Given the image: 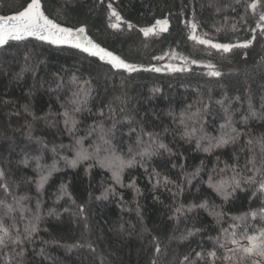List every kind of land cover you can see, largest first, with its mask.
<instances>
[{
  "label": "trees",
  "instance_id": "16d2710c",
  "mask_svg": "<svg viewBox=\"0 0 264 264\" xmlns=\"http://www.w3.org/2000/svg\"><path fill=\"white\" fill-rule=\"evenodd\" d=\"M26 2L0 0V13L17 11ZM41 2L49 17L65 25L84 26L93 40L137 64L139 70L115 69L81 49L33 37L0 46V170L5 173L0 184L8 185L7 192L0 188V200L12 209L0 205V217L15 225L11 236L14 239L19 234L22 241L12 244L8 240L7 247L0 245V264H182L190 252L211 250L220 228H229L233 217L247 214L243 223L255 229L264 227V219L250 215L264 208V195L254 196V187L242 183L225 201L208 184L210 174L214 175L213 183L233 175L231 170L215 172L217 168L232 163L243 166L247 158L256 156L259 161L261 156L259 145H249L248 141L264 136V31L257 27L264 24L259 20L264 0H259L255 11L249 7L253 0ZM109 3L122 17L119 29L110 27L117 21L109 18ZM165 17L169 21L167 32L146 37L140 31ZM128 23L133 25L131 29ZM191 23L197 24V36L215 43L249 40L252 29L256 39L246 49L225 53L191 40ZM181 56L188 58L187 64ZM193 59L200 63L191 64ZM169 63L191 71H168L165 66ZM207 63L214 64L221 76H208L209 69L203 67ZM152 65L162 70H145ZM73 75L89 82L85 87L90 94L82 111L75 114L79 121L76 130L69 132L62 113L73 107L67 103ZM57 83L63 86L57 89ZM117 97L126 104H119ZM220 100L223 105L217 103ZM205 103L208 109L201 114L204 132L219 136L220 125L225 123L224 109L228 108L233 127L241 131L235 144L204 152L208 142L201 140L197 148L199 132L191 139L182 137L181 113L187 117L197 108L203 109ZM109 104L114 114L105 107ZM101 108L103 117L98 114ZM199 119L186 122L199 128ZM94 122L103 123L105 129L115 122L109 138L116 154L125 159L129 158V147L138 152L148 146L136 145L141 129L158 133L171 152L161 149L151 157L137 155L135 165L120 173L118 184L112 178L113 168L95 158L72 165L80 147L91 152L89 146L99 143V133L86 134ZM76 138H83V144L77 145ZM142 139L149 141L147 136ZM100 155L109 154L101 150ZM197 169L199 174L192 175ZM245 174L252 175L247 170ZM41 176H47L42 184ZM65 190L68 195L63 194ZM205 201L207 207L187 211L188 206ZM181 206L183 213H176ZM213 212L224 214L219 223ZM36 215L38 222L34 221ZM30 223H36L37 231L25 239L24 228ZM192 229L200 231L188 236ZM153 238L160 252L155 251ZM21 249L22 256L18 255Z\"/></svg>",
  "mask_w": 264,
  "mask_h": 264
},
{
  "label": "snow or ice",
  "instance_id": "6c2138e0",
  "mask_svg": "<svg viewBox=\"0 0 264 264\" xmlns=\"http://www.w3.org/2000/svg\"><path fill=\"white\" fill-rule=\"evenodd\" d=\"M103 2V0H101ZM239 3V0H236ZM259 0H253V2L249 5L254 11L258 6ZM108 9L110 10V16L115 17L116 23H110V27L113 29L120 28V21L122 17L120 14L113 8L112 4H108ZM59 13V10H57ZM259 20L264 21V12H261L259 15ZM125 23H127L125 21ZM168 18L157 19L155 24L151 27L141 28L140 31L143 32L144 36H149V34L159 35L161 32L168 31ZM128 28L131 29L133 27L132 24H127ZM257 27L261 28L264 31V24H258ZM197 28L196 23H191L192 35H190V39L193 41H197L201 45L210 46L216 50H222L227 53L230 52L234 48L246 49L250 47L253 41L256 39V30L252 29L253 35L249 40H245L240 43H215L211 39H203L195 34ZM220 31V29H217ZM85 34V27L81 26L78 28L66 27L61 23L56 22L55 19L49 18L48 15L45 14V11L42 7L41 0H27L26 5L22 8V10L16 11L14 14H6L0 15V46L6 45L10 40L12 41H23L28 37H35L40 41H46L53 45H70L77 49H82L84 52L89 53L92 56L99 57L100 60L106 61L111 64L115 69H124L129 73H133L138 71V66L132 63L126 62L120 56L115 55L112 51H109L99 44L93 42L92 39L88 38ZM173 57H176V53H172ZM246 55V54H245ZM180 59L185 61V64L188 62L187 57H179ZM153 59H163V57H154ZM199 61L193 59L191 60V64H198ZM203 67L209 69L206 73L208 76L219 77L221 76V72L216 70V66L212 63L204 64ZM166 70L171 72H185L191 71L190 68L184 66H176L172 63H169L165 66ZM155 72H160L162 69L156 67L155 65L150 66L149 69ZM59 79V77H58ZM88 81L81 82L75 75L71 78V84L73 86L71 90V95L67 101L68 104L72 105L71 109L65 108V111L62 113L64 117L65 127L68 128L69 132H74L79 124V121L75 118V114L80 113L82 111V105L87 103V98L90 94V89L86 88L85 85L88 84ZM63 85L61 83H57V89L61 88ZM116 100L119 104H126V100L120 97H117ZM217 103L223 105L224 101L220 100ZM110 113H115V109L111 106V104L106 105ZM189 108L192 105L188 106ZM208 109V104H203V109L197 108L195 113H192L189 116H185L184 113H181V117L179 119V124L184 127V131L182 133V137H186L191 139L192 136L196 135L197 132L200 133L199 137L196 140L197 148L201 147V140H205L208 142L207 147H203L204 152H210L216 148H222L229 144H235L240 136L241 131L237 128L233 127V120L231 114L229 113V109L225 108L224 111L226 113L225 123L220 125V135L219 136H210L205 133L203 130V119L202 112ZM27 111V107L25 108ZM249 110L252 116H255V111L252 110V106L249 105ZM120 111H124V107L120 108ZM99 116H104V109L101 108L99 110ZM193 117H199L200 127L196 128L193 126H189L186 122L187 120L192 119ZM125 119H129L130 117H125ZM247 119V117H245ZM70 126V127H69ZM29 131L28 135H31V125L28 126ZM116 127L115 122L112 124L111 128L105 129L103 123L94 122L92 126H90L87 131V136H92L96 133H99L97 136V140L99 143L95 145H90L93 151L89 152L87 149L80 147L77 150L76 156L77 159L72 161V165L75 166L78 160H89L95 158L102 165H106L110 168H113L112 178L116 183H121V175L120 173L123 171L125 167H132L136 163L135 157L138 155L141 158L143 157H151L159 150L163 149L171 152V149L168 148L166 144L159 140V134L154 132H144L141 129L139 135L136 138V145L138 147L145 145L147 143L148 146L143 147L141 151L134 152L132 147H129L128 154L129 158L125 159L123 155H117L116 149L112 145V141L109 138L112 130ZM135 132V129H132ZM149 137V141L145 142L142 137ZM253 143L258 144L260 148L261 156L259 161H257L256 156H252L247 158L245 164L243 166L238 163L225 164L224 168H217L215 172L225 173L228 170H231L233 175L230 178H221L220 180L213 183L214 175L210 174L208 179L209 187L213 188L218 194H220L225 201L229 199V197L235 193L238 189L241 188V184H246L249 187H254L255 191L253 195H264V136H261L257 141H253L249 139L248 144L253 145ZM76 144L82 145L83 138H76ZM63 147V146H61ZM101 150L103 152L108 153L104 157H101ZM55 151V149H53ZM243 151V149H241ZM219 160V157L217 158ZM116 163L113 164L112 162ZM203 163V162H202ZM259 163V166H257ZM251 165V167H249ZM176 165H173L175 167ZM245 170L247 172H251L252 175H246ZM51 173H49L50 175ZM199 169L196 170L192 175H198ZM5 173L3 170H0V177H4ZM159 175V173H156ZM47 180V176H41V184ZM190 182V181H189ZM134 186V185H132ZM0 188H3L5 192L8 191V185L6 183L0 184ZM64 195H68L66 190L63 193ZM20 199H26L21 197ZM19 204V201H17ZM264 203V201H262ZM0 205H4L9 211H11V206L6 205L5 201L0 200ZM207 201L202 202L200 205H190L187 207V211H191L196 207H207ZM22 208V206H21ZM83 205L80 206V211L83 212ZM184 206L178 207L175 209L176 213L182 214L184 211ZM213 214L217 217L218 223L223 218V213L213 212ZM250 215L255 218L259 215L262 219H264V208H261L259 212L252 211ZM247 214L242 216L233 217L234 223L229 226V228H220L219 234L216 238H214V246L211 250H205L202 248L201 251L190 252L188 255L183 257L182 264H200L201 261H205V264H247V261L252 257H264V227H260L259 229H255L254 226L250 227L247 223H243L246 221ZM39 216H34V221H39ZM235 221H241L242 223H235ZM15 227V225H8L5 223L4 219L0 217V245L7 247V241L11 240L12 244L22 243L20 240L19 234L13 239L11 236V230ZM37 231L36 223H30L25 226L24 232L27 234L25 239L32 236L34 232ZM199 229H192L188 231V236L193 235L196 232H199ZM251 232L252 234H249ZM182 239H186V237H181ZM241 241H246L247 243H242ZM153 242L156 244L155 251L160 252L161 248L159 243H156V238H153ZM231 245V246H229ZM75 246V245H73ZM89 248H92V244L87 245ZM24 249H21L18 255H23ZM5 264H8V261H5ZM17 264H22V261H17ZM152 264H156L155 261ZM252 264H261L260 260H253Z\"/></svg>",
  "mask_w": 264,
  "mask_h": 264
},
{
  "label": "water",
  "instance_id": "95a60500",
  "mask_svg": "<svg viewBox=\"0 0 264 264\" xmlns=\"http://www.w3.org/2000/svg\"><path fill=\"white\" fill-rule=\"evenodd\" d=\"M24 7V6H23ZM22 7V8H23ZM22 8L21 9H19V10H22ZM19 10H17V11H19ZM16 11H14V12H11V13H7V14H14ZM46 14V13H45ZM0 15H6V14H2V13H0ZM47 15V14H46ZM49 18H51V17H49ZM56 22H58V21H56ZM58 23H60V22H58ZM62 24V23H61ZM63 26H66V27H73V28H78V27H81L82 25H79V26H69V25H65V24H62ZM84 27V26H83ZM84 35H86L88 38H90V39H92L90 36H89V34H87V32H86V30H85V34ZM33 38H35V37H33ZM93 40V39H92ZM46 42V41H45ZM93 42H95V43H97L95 40H93ZM97 44H99V43H97ZM100 45V44H99ZM70 46V45H69ZM101 46V45H100ZM101 47H103V46H101ZM103 48H105V47H103ZM105 49H107V48H105ZM82 50V49H81ZM107 50H109V49H107ZM83 51V50H82ZM109 51H111V50H109ZM113 52V51H112ZM114 53V52H113ZM89 54V53H88ZM115 55H118V54H116V53H114ZM119 56V55H118ZM99 58V57H98ZM123 59V58H122Z\"/></svg>",
  "mask_w": 264,
  "mask_h": 264
},
{
  "label": "rangeland",
  "instance_id": "374dc122",
  "mask_svg": "<svg viewBox=\"0 0 264 264\" xmlns=\"http://www.w3.org/2000/svg\"><path fill=\"white\" fill-rule=\"evenodd\" d=\"M126 62H128V61H126ZM128 63H132V62H128ZM132 64H135V63H132ZM135 65H137V64H135ZM241 242L242 243H247L246 241H241ZM253 260H260L261 264H264V258L263 257H256V256H254V259Z\"/></svg>",
  "mask_w": 264,
  "mask_h": 264
}]
</instances>
